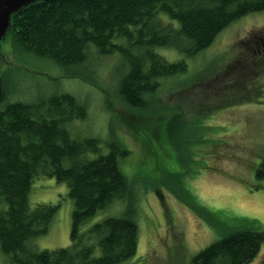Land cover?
<instances>
[{
	"label": "trees",
	"instance_id": "trees-1",
	"mask_svg": "<svg viewBox=\"0 0 264 264\" xmlns=\"http://www.w3.org/2000/svg\"><path fill=\"white\" fill-rule=\"evenodd\" d=\"M262 11L264 0L37 1L12 17L8 55L12 61L32 56L52 62L67 76L95 87L100 85L95 81L94 58L118 56L125 71L115 85V97L127 110L157 114L145 130L140 129V143L147 154L158 156V163L164 158L162 166L168 168L171 144L184 139L188 126L203 124L201 142L208 129L202 117L187 120L180 106L177 111L159 106L158 92L168 82L183 87V76L191 71L189 62L202 56L233 22ZM167 51L172 54L169 58ZM0 75L1 253L11 264L127 263L137 252L140 203L119 166V159L126 158L123 143L107 142L108 150L100 153L97 137L82 140L69 129L72 121L83 120L85 115V107L74 96L62 92L35 101L15 98L8 102L5 71ZM158 128L164 129L161 136ZM190 146L187 155L203 167L199 145ZM254 166L255 178L264 180V147ZM39 175L66 183L73 199L66 247L38 250L34 246L33 241L48 232L57 211L56 206L30 203L29 194ZM183 187L190 191L187 185ZM114 203L123 215L107 216L84 227L99 210L111 211ZM263 241L262 231L228 232L191 256L190 262L247 264Z\"/></svg>",
	"mask_w": 264,
	"mask_h": 264
},
{
	"label": "rangeland",
	"instance_id": "rangeland-1",
	"mask_svg": "<svg viewBox=\"0 0 264 264\" xmlns=\"http://www.w3.org/2000/svg\"><path fill=\"white\" fill-rule=\"evenodd\" d=\"M262 38L264 11L244 16L217 36L202 59L199 56L191 65L189 62L191 71L183 76V87L168 82L158 92L159 106L168 111L180 106L187 120L202 117L208 129L201 142L203 124L188 126L184 139L171 144L168 168L162 166L164 158L158 163V156L147 154L140 143V129L145 130L157 114L127 110L115 97V85L125 71L118 56L94 58L95 81L100 85L95 87L67 76L63 68L46 60L27 56L12 61L10 36L2 41L0 72L6 73L8 102L69 93L85 107L84 119L69 125L76 138L97 137L100 153L108 150L107 142L114 141L127 150L119 166L131 180L133 193L139 195L140 231L136 255L125 264H191V256L228 232L254 229L264 233V180H257L253 170L264 147ZM166 54L168 58L172 55L171 51ZM163 130L158 128L160 136ZM151 134L156 135L153 130ZM190 145H199L203 167L187 155ZM29 201L57 207L48 232L37 237L34 246L42 250L70 245L74 202L67 184L39 175ZM119 208L114 203V212L99 210L84 227L107 216L123 215ZM0 264H11L1 251ZM247 264H264V241Z\"/></svg>",
	"mask_w": 264,
	"mask_h": 264
},
{
	"label": "water",
	"instance_id": "water-1",
	"mask_svg": "<svg viewBox=\"0 0 264 264\" xmlns=\"http://www.w3.org/2000/svg\"><path fill=\"white\" fill-rule=\"evenodd\" d=\"M37 1L47 0H0V52L2 41L6 39L12 26V17L22 13L29 5ZM2 96V81L0 75V97Z\"/></svg>",
	"mask_w": 264,
	"mask_h": 264
},
{
	"label": "flooded vegetation",
	"instance_id": "flooded-vegetation-1",
	"mask_svg": "<svg viewBox=\"0 0 264 264\" xmlns=\"http://www.w3.org/2000/svg\"><path fill=\"white\" fill-rule=\"evenodd\" d=\"M262 47H263V51H264V38H262Z\"/></svg>",
	"mask_w": 264,
	"mask_h": 264
}]
</instances>
